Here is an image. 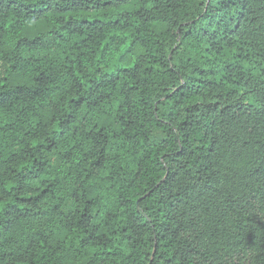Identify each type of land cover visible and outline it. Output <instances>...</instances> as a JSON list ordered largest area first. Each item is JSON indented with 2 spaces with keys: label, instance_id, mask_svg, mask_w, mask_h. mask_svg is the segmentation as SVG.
<instances>
[{
  "label": "clouds",
  "instance_id": "9594fccd",
  "mask_svg": "<svg viewBox=\"0 0 264 264\" xmlns=\"http://www.w3.org/2000/svg\"><path fill=\"white\" fill-rule=\"evenodd\" d=\"M47 2L0 31V264H264V0Z\"/></svg>",
  "mask_w": 264,
  "mask_h": 264
},
{
  "label": "trees",
  "instance_id": "16d2710c",
  "mask_svg": "<svg viewBox=\"0 0 264 264\" xmlns=\"http://www.w3.org/2000/svg\"><path fill=\"white\" fill-rule=\"evenodd\" d=\"M80 0H73L72 4L68 5L62 10L63 15H67L69 17V22L71 23V17L75 12L79 9L80 12H87V9L79 8ZM38 4V6H37ZM51 9V5L47 2V0H36L34 3L33 0H0V31L7 32V30L12 29L19 23L21 17H27L31 15H40L43 18L44 14L49 12ZM81 23L84 24H96L97 20L92 19L88 20L87 18H82ZM116 23H119L117 20ZM211 23V22H210ZM25 29H28V26L25 25ZM24 30V29H22ZM34 30V28L28 29ZM191 30H189L190 33ZM207 29L204 30V34L207 35ZM189 33H186L189 34ZM19 44V41H17ZM107 47V44L104 45ZM123 55V54H121ZM15 68V65H13ZM0 87L6 89V91L0 92V104L7 103L12 99V97L16 94V92H23V87L20 85H15V91L13 88H10L7 83V78L3 81H0ZM219 104L220 101L217 100L215 102ZM47 191V189H45ZM38 198V197H37ZM20 204L21 206L25 202H31L32 197H21ZM19 211L20 208L16 204H12L6 210L7 216H12L13 211ZM12 221L9 220L8 223L5 224L4 221L0 220V224H5V228L7 229L9 225H11ZM255 227L256 229L264 228V212L257 211L256 214L253 215L249 220V227ZM163 239V237H161ZM159 251V242L153 246V256ZM151 264V261L149 262Z\"/></svg>",
  "mask_w": 264,
  "mask_h": 264
}]
</instances>
